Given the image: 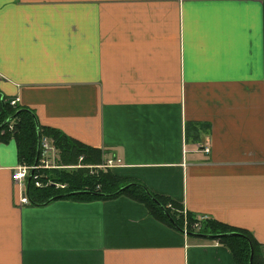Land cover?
Masks as SVG:
<instances>
[{"label":"crops","instance_id":"crops-1","mask_svg":"<svg viewBox=\"0 0 264 264\" xmlns=\"http://www.w3.org/2000/svg\"><path fill=\"white\" fill-rule=\"evenodd\" d=\"M0 99L264 260V0H0ZM18 166L0 143V264H235L125 196L21 205Z\"/></svg>","mask_w":264,"mask_h":264},{"label":"trees","instance_id":"trees-1","mask_svg":"<svg viewBox=\"0 0 264 264\" xmlns=\"http://www.w3.org/2000/svg\"><path fill=\"white\" fill-rule=\"evenodd\" d=\"M20 108L11 107L9 102L0 99V127L10 118L13 120L12 131L4 125L0 128V143H7L13 140L16 145L17 159L19 165L28 167L34 166L37 152L36 118L34 114L21 112L16 115ZM40 138L46 137L51 140L57 156V169L42 170L38 172L43 178L42 184L50 182L51 185L38 189L31 181L26 190V195L31 206H46L58 200H68L74 202L107 201L125 196L137 203L143 204L149 215L167 226L183 233L186 222L187 236L208 235L220 236L230 233H239L245 236L240 237H212L211 240L218 241L225 246L234 259L235 264H248L250 258V246L253 249L252 264H264L261 258L259 246L248 232L232 230L231 228L215 221L205 220L198 222L193 216L182 214L178 204L166 198L150 194L143 186L131 184L117 178L110 171H99L91 174L87 169L69 170V167L77 166L80 158H83L82 165H100L103 163L102 153L80 145L76 141L67 138L58 131L42 129L39 127ZM41 152L39 153L40 160ZM131 185L121 192L123 187ZM98 187V189H97ZM88 192L97 195L81 194L67 196L71 193ZM151 195L167 211L176 228L164 215L162 210L156 206L148 197ZM61 197V198H60ZM199 223L198 230H194V225ZM210 240V239H208ZM250 243V244H249Z\"/></svg>","mask_w":264,"mask_h":264},{"label":"built area","instance_id":"built-area-1","mask_svg":"<svg viewBox=\"0 0 264 264\" xmlns=\"http://www.w3.org/2000/svg\"><path fill=\"white\" fill-rule=\"evenodd\" d=\"M18 100H13L9 102L11 107H17ZM12 123L9 124L8 129L9 131H12ZM40 160H38L37 164L28 167L25 165H19L13 170L12 174V181L16 182L20 186V197H19V203L21 205H28L29 200L26 195V183L28 178H30V182L32 181L34 183L35 188L42 189L49 185H51L50 182H46L45 184H42L40 182V179L43 178L41 175L38 174V172L42 170H50V169H57L60 167H57L55 163H57V156L56 151L53 147V144L51 140L47 139L46 137H42L40 139ZM83 158L79 159V162H82ZM56 161V162H55ZM115 160H107L103 162L100 165H87V166H75L76 169H87L91 174H97L99 171L105 172L106 169H111L115 167ZM117 162V161H116ZM70 169L74 167H69ZM32 173V176H31ZM98 189V187H97ZM185 217V215L183 214ZM205 221V218L199 219L198 222ZM200 227L199 223L194 225V230H198ZM183 234L187 236L186 231V222L184 223V229Z\"/></svg>","mask_w":264,"mask_h":264},{"label":"rangeland","instance_id":"rangeland-1","mask_svg":"<svg viewBox=\"0 0 264 264\" xmlns=\"http://www.w3.org/2000/svg\"><path fill=\"white\" fill-rule=\"evenodd\" d=\"M115 2H106L105 3V9H106V16H107V21L112 24L115 20H117V16L114 13H117V3L114 4ZM139 6H145L143 4L139 5ZM154 27H153V32H154V37L156 39H160L161 37L164 36H168L169 37V41H172V35L171 32L174 29L173 26V19L171 17V15L166 16L165 18H159L156 23L154 22ZM174 31V30H173ZM181 43L183 42V40H180ZM166 46L169 45V42H166L165 44ZM56 162V161H55ZM115 162V167H117V162ZM57 164V163H55ZM77 166H84L82 165V162L77 163ZM69 170H77L76 167L69 169ZM109 171V169H106L105 171Z\"/></svg>","mask_w":264,"mask_h":264},{"label":"water","instance_id":"water-1","mask_svg":"<svg viewBox=\"0 0 264 264\" xmlns=\"http://www.w3.org/2000/svg\"><path fill=\"white\" fill-rule=\"evenodd\" d=\"M21 112H28V113H31L30 111L26 110V109H20L18 112H16V115L21 113ZM13 120V118H10L8 119L4 124V125H7L8 123H10L11 121ZM2 126V127H3ZM0 127V128H2ZM36 133H37V152H36V156H35V161H34V165L37 164L38 162V159H39V151H40V134H39V125L38 123L36 122ZM31 176H32V173H31ZM29 184H30V178H28L27 180V184H26V188L28 190V187H29ZM131 185H128L126 187H123L121 189V192L124 191L126 188L130 187ZM81 194H89V195H97V194H93V193H88V192H79V193H71V194H68L67 196H75V195H81ZM149 199L156 205L158 206L162 212L164 213V215L169 219V221L171 222V224L176 228L175 226V223H173L172 219L170 218L169 214L167 213V211L160 205V203L154 199L151 195H148ZM61 198V197H60ZM194 237H198V238H203V239H210L212 237H217V238H226V237H240V238H245V236H243L242 234H239V233H230V234H225V235H220V236H204V235H197V234H194ZM213 239V238H212ZM250 244V243H249ZM252 260H253V249L252 247L250 246V258H249V262L248 264H252Z\"/></svg>","mask_w":264,"mask_h":264}]
</instances>
